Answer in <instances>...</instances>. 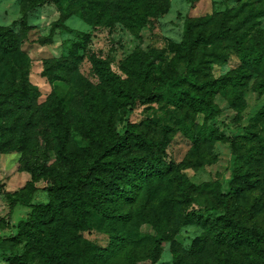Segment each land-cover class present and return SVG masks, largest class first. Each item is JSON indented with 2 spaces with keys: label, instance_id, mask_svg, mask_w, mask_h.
Returning <instances> with one entry per match:
<instances>
[{
  "label": "rangeland",
  "instance_id": "374dc122",
  "mask_svg": "<svg viewBox=\"0 0 264 264\" xmlns=\"http://www.w3.org/2000/svg\"><path fill=\"white\" fill-rule=\"evenodd\" d=\"M132 1L0 0V29L14 31L18 39L17 53L0 60V73L6 78L15 73L17 85L28 84L36 110H18L9 119V124L17 120L15 132L0 133V144L11 140L0 149V264H19L11 258L21 256L27 264H44L36 257L38 243L4 238L16 236L35 206L50 201L48 190L57 180L83 170L105 141L127 131L160 143L163 156L173 163L168 179L183 174L196 187L209 186L191 189L178 209L167 187L149 203L143 191L130 223L96 218L94 228L77 230L83 242L114 250L107 264H153L150 237L155 224L164 221L170 222L168 239L155 264H264L262 248L218 244L210 225L197 219L213 222L229 215L264 229V57L257 69L245 65L227 38H212L197 50L196 59L205 60L207 72L200 82L219 108L214 120L184 101L137 102L130 108L128 98L117 96L95 64L105 61L132 94L158 91L186 73L187 21L196 36H209L224 23L247 43L264 42V0H152L159 11L151 0ZM87 6H94L90 15L79 17ZM150 56L155 59L146 74L140 60ZM180 86L197 90L188 83ZM186 113L194 140L179 129ZM142 155L149 153L132 149L108 161ZM26 163L48 164L49 174L39 178ZM247 181H259V187L241 192ZM30 186L39 189L31 204L9 207L6 194ZM120 233L128 241L117 251ZM42 235L52 241V227L46 226ZM82 247L71 248H78V254Z\"/></svg>",
  "mask_w": 264,
  "mask_h": 264
},
{
  "label": "trees",
  "instance_id": "16d2710c",
  "mask_svg": "<svg viewBox=\"0 0 264 264\" xmlns=\"http://www.w3.org/2000/svg\"><path fill=\"white\" fill-rule=\"evenodd\" d=\"M140 1L133 0L132 2L145 3L144 0ZM151 4L158 11L160 10L159 4L155 5V1H152ZM93 9L94 6L84 7L82 11L78 12V15L81 18H86ZM59 25H63V20L59 21ZM192 26L191 21H187L185 24L186 73L160 90L144 95L132 94L127 88L121 87L123 80L113 74L105 61L97 60L95 64L98 65L101 77L105 82L111 84L118 97L128 98L126 105H129L130 108L134 107L137 102L146 104L163 101L165 104L176 105L178 102L184 101L195 111L196 109L199 112L205 111L206 119L214 120L219 113V108L209 101V90L200 82L199 76L207 74V72L205 71V60L196 59L197 50L201 46H205V43L209 44L212 38H227L233 41L234 49L242 62L253 69H257L264 57V42L247 43L245 36H239L237 31L224 23L217 31L211 32L206 37L193 35ZM17 44L18 39L14 31L0 29V60L16 54L18 51ZM154 59L155 56H150L147 61L140 60L146 74H149V66ZM11 67L9 65V68ZM6 77L5 73H0V121L3 122L0 127L1 136H5L8 132H15L13 123L17 120H14L11 125L9 119L18 110L34 109L33 101L29 99L33 92L32 89L28 88V84L17 85L15 73L10 78ZM25 80V77H21V82ZM183 83H188L197 90L180 86ZM210 93H215V91ZM179 129L193 140L196 139L188 121V113L179 118ZM9 141H11L10 137L5 144H0V149L9 145L7 144ZM132 149L148 152L149 155L133 156L128 159L115 158L108 161L111 156H120ZM26 168L39 178H45L49 174L48 164L37 166L34 163H26ZM235 169L240 170V165H236ZM172 170L173 163L167 161L163 156L160 143L153 139L141 137L134 131H127L125 135L116 134L104 142L95 158L83 170L57 180L48 190L51 197L50 201L37 204L33 216L19 229L18 234L13 238H4V240L25 242L26 244L29 243V246H32L34 242L38 243L36 257L43 260L44 264H76L79 261L82 264H107L106 258L115 253L114 250L95 249L90 241L85 240L83 242L81 237L76 235L77 230L94 228L96 218L112 223H130L135 217V207L143 191L147 193L148 200L146 203H149L161 190L160 188L170 189L174 196L171 199L172 207L178 209L189 200L191 189L198 191L209 186V184H203L196 187L189 183L183 174L168 179L167 176ZM246 185L241 192L257 189L259 181H247ZM38 193V188L30 186L14 194L7 193L6 198L9 207L28 206ZM197 219L203 226L210 225L213 241L218 244L229 245L237 249L243 247L262 248L264 250V229L258 226H248L229 215L219 216L213 222L210 220L202 222L201 217ZM46 226L52 227L54 238L50 242H47L46 236L42 235ZM169 226L170 222L164 221L155 224V235L150 237L152 249L149 256L153 264L160 257L162 245L168 239ZM116 238L118 245L115 250L120 251V245L125 244L128 239L122 233L116 235ZM45 241L47 248L44 246ZM80 244L83 245L82 251L77 254L78 248L73 250L71 247H79ZM30 252L32 250L30 251L29 248ZM11 259L19 264H27L23 256ZM253 261L254 264H260L259 261Z\"/></svg>",
  "mask_w": 264,
  "mask_h": 264
}]
</instances>
